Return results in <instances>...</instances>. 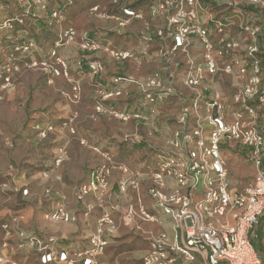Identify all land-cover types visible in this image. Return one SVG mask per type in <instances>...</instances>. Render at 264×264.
<instances>
[{
	"label": "built area",
	"instance_id": "1",
	"mask_svg": "<svg viewBox=\"0 0 264 264\" xmlns=\"http://www.w3.org/2000/svg\"><path fill=\"white\" fill-rule=\"evenodd\" d=\"M60 1L47 21L62 20V11L71 5V0ZM122 1L119 12L109 15V20L125 27L133 20L142 19L132 8L138 0ZM18 3L25 9L23 15L31 17L36 25L42 20L36 10L47 11L48 0H18ZM112 4H117V0H112ZM225 5L231 15L216 18L200 0H148L151 17L162 21L155 27L156 37L170 42L168 48L159 49L165 66L143 82L114 77V90L96 89L100 100L95 102L92 118L99 115L121 121L138 118L134 111L118 112L104 105V101L122 95L123 84L139 88L142 97L139 108L170 97L182 98L183 106L177 118L179 128L168 142L169 149L155 152L156 166L149 175L147 195L152 207L165 218L164 224L149 213L139 195L135 203H127L122 213L109 197V211H101L87 243L81 248L68 249L52 238L20 231L14 218L1 225V264H19L10 258L16 249L23 250L25 257H34L38 264H104L101 257L121 226L145 240L147 248L140 264H263L250 243V236L264 213V17L256 15L258 11L264 12V0H228ZM249 7L253 9H246ZM4 8L0 4V34L12 31L13 25L22 21L19 14L3 17ZM91 12L96 13L97 8ZM23 36L28 37V33L25 31ZM75 38L72 28L59 32L54 49L49 52L50 57H55V64L41 63L52 76L67 74L68 65L58 56V49ZM192 38H197L202 46L198 58L191 53ZM144 39L151 41L149 37ZM80 48L96 50L97 45L84 37ZM17 49L23 54H32L37 47L27 38ZM109 54L120 61L133 57L128 52L112 50ZM177 54L182 56L181 61H176ZM171 64L181 70L180 83L188 92L186 97L175 86V72L169 70ZM88 70L98 75L103 65L92 61ZM163 71L167 73L166 84L160 74ZM226 77L229 81L224 82L229 88L224 93L214 83L217 78ZM4 80L9 82L7 78ZM80 143L83 145V140ZM223 144H228L231 151L245 148L243 160L254 169L251 181L240 189L229 180ZM58 156L56 164L61 163L62 150ZM102 157L104 163L93 170L89 181L76 188L77 200L93 195L103 207L113 170L123 175L118 182L119 194L128 190L137 193L141 174L111 156L103 154ZM42 178H48L47 172L42 173ZM22 195L26 196L27 190ZM89 211L87 207L84 215ZM49 219L64 223L75 220L63 205ZM147 225L158 231L153 232L154 228H146Z\"/></svg>",
	"mask_w": 264,
	"mask_h": 264
},
{
	"label": "crops",
	"instance_id": "2",
	"mask_svg": "<svg viewBox=\"0 0 264 264\" xmlns=\"http://www.w3.org/2000/svg\"><path fill=\"white\" fill-rule=\"evenodd\" d=\"M87 1L88 0H71V5L62 11V20L58 22V25H60V30L58 32L67 28H72L76 33V38L74 42L59 48L58 56L67 63L69 71L74 73L76 77L74 83H76L79 89L80 85L83 90L85 89L86 86H82L84 80L86 81V85L90 86V99L95 106V102L100 100V98L97 97L96 89L102 90L103 92L114 90L116 88L112 82L114 77H130L137 82H143L154 72L162 70L165 66V60L159 54V49L162 46L168 48L170 42L161 41L156 37L155 27L161 24L162 21L151 17L148 9V0H138L132 5V8L142 15V19L133 20L130 25L125 27H119L115 21L109 20V15L119 12V7L123 3L122 0H117V4H112V0H89L92 4L89 9V15L82 9V6L86 4ZM208 1V5L213 6L212 9L206 6L208 3L207 1L205 5L200 3L210 15L216 18H224L231 15V11L228 10L225 5L228 0ZM60 3V0H48L47 11L43 12L34 8L42 19L39 22L47 21L46 19H48L50 12L56 10ZM93 8H97L96 13L91 12ZM246 9L252 10L253 8L249 7ZM256 15L258 17H264V12L258 11ZM36 26L38 28L40 25ZM84 37L96 44L97 49L82 50L80 48V42ZM145 37L151 38V41H145ZM192 43L193 47L191 53L198 58L202 52V46L197 38H192ZM111 50L128 52L132 54L133 57L125 61L116 60L110 56L109 51ZM181 60L182 56L177 54L176 61ZM92 61L102 63V73L92 75L89 72L88 65ZM172 63H174V59H172ZM125 67H127L129 71L127 70V73L121 74L120 69L124 70ZM169 70L175 72V86L181 91L182 95L186 97L188 92L180 83V68H175L173 64H171ZM160 74L163 82L166 84L168 81L167 73L163 71L160 72ZM226 80L229 81V78L226 77L224 80H219L217 78L214 87L226 93L229 88L224 82ZM120 88L123 89L122 95L104 101L105 107L118 112L134 111L138 114V118L121 121L107 115H99L98 117L101 118L108 117L109 125L111 123L114 126L115 130L109 129V140L111 138L113 141L109 143V145H96L92 143L91 145L76 147L77 154L85 153L90 157L89 166L86 170L79 171L78 168L70 166L66 169L65 166L67 164H63L62 167L58 169L59 164L54 163L56 161L53 162L52 160L51 164L47 163L48 166L45 164L43 171L38 177L24 179L17 175L13 176L11 173L8 176V180H5L3 182L4 184L2 183L3 186L7 184L11 191L9 190L8 193L3 194L0 193V241L2 239L1 225L5 221L8 222L16 218V226H18L20 231L35 234L42 238H52L68 249L83 247L94 231L96 221L101 211H109V197L112 204L118 205L120 207V212H124V208L127 203H129V200L125 194L118 193V182L123 175L119 170L112 171L108 179L107 201L103 207L96 202V196L93 195H88L84 200L78 201L76 189L74 188V193L72 191L66 193L63 182L66 184V181L70 185H82V183H87L93 170L104 163L103 154H109L113 160L116 161L114 158L115 156H118L120 153L129 152L130 145L127 141H131L132 143L137 142V144H133L131 147L138 146L139 151L146 154L143 161L138 163V167L142 170L140 172L141 185L146 186V190L142 191L141 194L142 202L148 208L146 205V198H149L147 195V189L150 185L149 175L154 171L156 166L154 155L157 151H166L169 149L168 142L172 139L173 132L179 128L177 125V118L183 106V100L175 96L158 102L155 105L139 108L140 101H142L139 88L134 84H123ZM234 152L236 154L234 157H238V149ZM58 155L56 158L59 157ZM74 155L75 154H73L72 157ZM222 155L227 160L228 157L224 154ZM121 157V163L129 167L128 163L122 160V155ZM49 167L51 169L57 168L58 171L54 174L53 170H49ZM147 170H150V172H147ZM10 172H12V168H10ZM43 172H47V179L42 178ZM252 172L254 175L253 168ZM62 179H64L63 182ZM39 185L43 186V190L40 192ZM53 186H55L56 189L53 188ZM23 190H27L26 196L22 195ZM46 190H49V192L47 193ZM69 199L76 202L75 207L71 205L66 207V202H70ZM59 205H63L64 210L73 216L75 220L64 223L49 219V215L52 214ZM87 207L90 208V211L88 215L85 216L84 213ZM145 227L155 228L152 225H147ZM155 229L158 230V228ZM254 240L256 241L255 244L262 250V254L258 253L254 248ZM250 243L264 264V213L253 229L252 235L250 236ZM16 244L17 243L13 245L15 248ZM16 250L17 252H15V254L10 255L12 261L19 264H38L34 257H25L23 250Z\"/></svg>",
	"mask_w": 264,
	"mask_h": 264
},
{
	"label": "rangeland",
	"instance_id": "3",
	"mask_svg": "<svg viewBox=\"0 0 264 264\" xmlns=\"http://www.w3.org/2000/svg\"><path fill=\"white\" fill-rule=\"evenodd\" d=\"M206 1V6L212 9L213 6L208 5V0L200 2L205 5ZM0 3L5 7L3 17L14 16L20 12L19 17L22 20L21 23L13 25L12 31L0 34V193L3 194L11 191L7 184L3 186V182L8 180L11 173L24 179L38 177L45 164H51L52 160L54 162L58 159L56 157L59 150L63 151V157L58 169L67 164L66 169L70 166L78 168L79 171L86 170L90 157L85 153L77 154L76 147L92 143L109 145L113 141L111 138L109 140V129L115 128L111 123L109 125L108 117L92 118L94 104L90 99L91 88L86 85L85 80L82 82V86H86L85 89L83 90L81 85L79 89L74 83L76 77L69 71V67L66 75L52 76L48 68L41 64H55V57H50L49 52L54 49L60 25L55 21L39 22L36 24L41 26L39 31L33 19L23 15L25 9L18 0H0ZM91 6L88 0L82 9L89 15ZM25 31L28 33L26 38L23 36ZM27 38L37 47L36 52L32 54H23L17 49ZM127 70V67L120 69V73H127ZM5 78L9 79V82H5ZM74 88H78V91ZM82 140L83 145L80 143ZM127 142L130 145L129 152L120 153L114 158L121 163L122 155V160L128 163L130 169L140 173L142 170L138 163L143 161L146 154L131 147L137 142ZM221 148L222 154L228 157L231 184L239 189L244 187L253 175L250 164L243 160L246 149L238 148V157H234L236 154L229 149L228 144L221 145ZM73 154L75 155L72 157ZM58 169L49 167L54 174ZM65 183L63 182L66 193H74L80 185H70L66 181ZM145 188L146 186L140 184L137 193L128 190L125 195L129 202L135 203L137 195L142 199L141 194ZM42 190L43 186L39 185V192ZM75 203L70 200L69 203L66 202V207H75ZM146 205L149 213L157 216L163 225L165 218L152 207L149 198H146ZM155 231L158 230L154 228L153 232ZM255 242L254 240V248L262 254ZM146 248L147 244L139 234L121 226L111 238L101 261L105 264H140V258Z\"/></svg>",
	"mask_w": 264,
	"mask_h": 264
},
{
	"label": "trees",
	"instance_id": "4",
	"mask_svg": "<svg viewBox=\"0 0 264 264\" xmlns=\"http://www.w3.org/2000/svg\"><path fill=\"white\" fill-rule=\"evenodd\" d=\"M36 27H37V26H36ZM40 27H41V26H39V27H38V28H39V30H40ZM135 148H136V149H138L139 147L137 146V147H135Z\"/></svg>",
	"mask_w": 264,
	"mask_h": 264
}]
</instances>
